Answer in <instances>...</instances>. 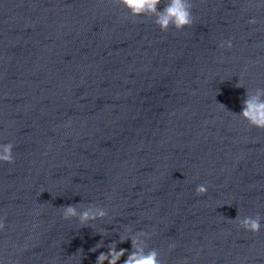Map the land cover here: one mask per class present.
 I'll return each mask as SVG.
<instances>
[{
	"label": "clouds",
	"instance_id": "clouds-1",
	"mask_svg": "<svg viewBox=\"0 0 264 264\" xmlns=\"http://www.w3.org/2000/svg\"><path fill=\"white\" fill-rule=\"evenodd\" d=\"M118 5L123 6L128 13L134 17L154 18L155 25L161 32H167L170 28L176 31H182L193 24L192 4L190 0H115ZM164 4L163 8L160 7ZM249 23H255V20H250ZM225 45L228 48L232 47L231 41L222 42L220 47ZM237 87H239L237 85ZM264 89H257L255 94L246 93V99L243 101L242 111L239 115L248 122L251 127L264 129ZM223 106V105H222ZM224 107V106H223ZM14 145L12 143L0 144V162L11 164L14 162L13 156ZM208 187L206 184H201L196 187V193L199 196L206 195ZM83 204L62 205V218L65 221L77 220L82 227H89L98 219L102 220L108 212L103 207L89 205L83 211ZM239 227L252 232L258 233L261 229V218L259 215L253 217L236 218ZM5 228V223L0 220V231ZM102 237L104 232L98 233ZM146 233L138 232L135 235H120L119 243L131 241V251L127 249L117 250V242L113 241L107 245L106 252H100L97 256L95 264H118L122 257L123 264H162L159 258V253L155 250H147V245L142 237ZM104 247L102 240L98 242L90 251L95 252L97 249Z\"/></svg>",
	"mask_w": 264,
	"mask_h": 264
}]
</instances>
